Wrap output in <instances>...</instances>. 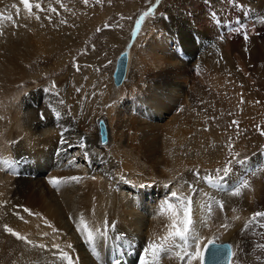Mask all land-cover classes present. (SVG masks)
Wrapping results in <instances>:
<instances>
[{
  "label": "rangeland",
  "instance_id": "1",
  "mask_svg": "<svg viewBox=\"0 0 264 264\" xmlns=\"http://www.w3.org/2000/svg\"><path fill=\"white\" fill-rule=\"evenodd\" d=\"M29 3L30 12L24 8L21 0H7L0 6L1 17L11 16L14 20L10 25L11 36H17V39L19 35L22 36L19 43L4 46V50L14 49L8 55L25 53V40L29 33L34 35L35 40L52 37L54 33L64 38L52 55L42 57L46 59L45 65L30 72L29 76H36L43 72L42 70L50 71L46 79L39 78L30 89L38 90L42 86L54 83L55 93L60 98L59 100L65 102L63 105H65L66 114L74 120L72 123L80 119V113L85 111V103H80V109L74 112L73 103L68 104L65 100V90H68L69 83H73L75 93L78 95L80 92L84 93V91H77L81 87L85 89L84 97L89 96V91H93L94 94L98 93V85L106 78L113 83L112 73L116 59L121 52H125L128 57L131 55L135 58L136 53L141 54L148 50V42L145 39L148 34L154 35L153 38L156 41L158 34L163 32L161 29L163 26H159L160 23L167 26L168 31L166 32L172 49L167 53L161 52V55L164 54L167 58H162L163 68L159 72L162 71L163 74L168 71L170 75L164 73L157 81L151 71H146L138 64V67H131L129 76L126 72L124 82L122 77L118 83L120 85L118 88H122L123 98L128 97L134 90L130 88L137 86L136 89L143 90L142 94L133 99L125 110L129 115V120L127 130L123 129L122 139L129 138L128 144L132 147L139 145L138 142L142 140L141 136L149 142L146 149L124 148L120 152L121 162H126L129 166L144 167L140 170L141 172H145V168L148 167L156 174H166L159 160H167L168 152L172 155L183 148L189 152L192 151L191 156H197L198 162L204 161L201 163L203 167L196 164L195 159L189 168L186 167L189 175L188 182L193 185L197 180L200 181L205 175L212 174L215 169L223 166H221V161L224 157L222 158L221 154L225 150L229 151V145H231L232 150L239 153L240 159L246 157L247 160L243 165L235 163L232 165L236 178L234 179L231 175L232 181L225 179L222 186L223 196L230 195L243 180L248 181L249 187L241 190L238 198L239 207L235 211L233 209L223 211L227 217H232L231 213L233 216H241L244 213L242 220L238 223L240 229L222 228L228 232L229 236H235L228 237L226 240L218 238V243L228 244L235 255L239 254L238 264H264V230L262 231L264 218H259L258 222L257 220L249 221L254 212L264 211V162L260 158L264 155V135L260 134L264 131V91L258 92L256 88L259 83L256 86L253 85L250 78V72L264 71V69L261 66L262 60L248 56L250 40L254 37L263 39L262 51L264 53V0H187V2L186 0H88L87 4L83 0H59V3L57 0H29ZM36 4H40L41 8H36ZM150 7L151 14L144 15ZM50 8H55L56 11H49ZM183 15L189 20H185ZM36 16L40 19H36ZM141 16H144V19L141 21L140 28L136 29L135 22ZM179 19L183 20L184 24L186 22L188 24L189 38L187 40H181L179 36L180 32L186 30L184 24L183 29L179 26ZM62 20L66 23H61ZM200 24H203L205 28L202 35L200 31L198 32ZM19 30H22L24 35L20 34ZM133 32L136 34L133 35ZM245 33L248 36L247 40L244 39ZM21 43H23V49H21ZM178 49H182L183 53L188 56L187 60L182 59V53ZM168 59L173 63L172 67H167ZM57 60L61 63L55 64ZM159 72L154 74L157 75ZM90 76H94V79H89ZM167 76H174L173 81L178 85V89L183 87L185 92H179V97L174 99L173 104L166 100L164 106L170 107L166 112L158 110V114H169L171 118L162 120L160 127L151 136H147L142 131L144 121L140 117V133L135 142L132 128L136 125V106L140 102L142 110L147 107V111L159 108L156 104H163L159 94L168 83V78H165ZM72 78L77 81H73ZM102 98L107 101V97L96 95L99 113L94 123L98 142L100 140L98 125L100 121L102 122L99 119H105L107 122L106 110L111 103V101L103 102ZM168 103L170 105H167ZM55 109L59 110L57 107ZM48 112V110L42 112L45 118ZM39 119L40 117L36 121ZM232 121H238V127L233 125ZM120 124L115 125L117 131L121 130ZM3 125L8 124L0 121V132ZM113 128V125H109L107 129L111 133L107 132L110 144ZM116 130L114 129V133ZM167 135H169L168 138ZM20 137L21 134L13 135L8 143H15ZM169 139H173L172 144L175 146L172 151ZM99 144L107 145H102L100 142ZM149 153H152L153 157H150ZM23 157L21 156L20 159L25 166L33 162L29 160L28 155H25V159ZM173 157L176 159V156ZM209 157L212 158L208 159ZM254 157L257 164L246 165L254 162ZM228 159L231 157L227 156ZM16 162L20 163L19 160ZM1 164L0 162V166ZM2 171L5 170L2 169ZM7 171L10 172L9 168ZM191 172L196 177L192 176ZM243 205L248 207L245 208ZM4 207L2 203L0 208ZM16 212L15 207L14 210L10 207L7 210L0 209L1 216L7 215L4 219L6 224L9 221L8 217L19 216ZM255 222L257 223L254 225ZM0 231H2L0 233V264H18L24 260L22 259L23 254L31 259L36 255L38 258L41 256L42 249L17 240L5 232L4 228ZM231 231L234 232L231 233ZM215 235L213 238L217 237ZM229 239H234V241ZM26 249L29 251H25ZM235 255L232 257L231 264L235 261Z\"/></svg>",
  "mask_w": 264,
  "mask_h": 264
},
{
  "label": "bare ground",
  "instance_id": "2",
  "mask_svg": "<svg viewBox=\"0 0 264 264\" xmlns=\"http://www.w3.org/2000/svg\"><path fill=\"white\" fill-rule=\"evenodd\" d=\"M6 1L0 0V6ZM183 18L189 20L185 15H183ZM12 22H14L13 18L11 20L7 18L0 19V121H5L8 124L3 125L0 132V162L2 163L0 166V207L2 203L5 205L4 208L0 209L7 210L10 207L14 210L15 207L19 216L16 215L17 217L15 218L13 216L8 217L9 221L6 224L4 219L7 215L3 217L0 214V230H3L4 225H8L35 243H43L47 246L42 249L39 258L36 255L31 259L28 255L23 254L22 259L24 260H21L18 264H66V262L57 259L58 251L52 247L53 243L59 244L60 249L69 252L70 256L74 258L75 264H104L106 256L104 244L106 240H99L93 244L86 243L84 236L76 230V224L81 217H83L89 228L102 225L105 219L109 222H114L115 228L108 230V240H114L115 235L122 233L125 237L122 242L128 245L130 243L131 246L137 249H144L148 242L158 241L160 237L167 233L165 225L170 223L168 214L157 215V213L165 199H168L173 204L177 203L171 197L172 191H176L191 199L193 228L202 237V243L212 239L215 232L219 233L215 236L223 240L235 236H229L228 232L220 228V225L227 224L228 229H234L235 227L240 229L238 223L242 220L244 213L241 216H233L231 213L232 217H227L223 213L224 210L230 211V209L239 207V195L230 194L225 197L223 196V187H212L202 179L200 181L197 180L193 185L189 183L186 167L189 168L194 159L195 163L200 167H203L201 163L204 162H198L196 160L197 156H191L190 152L192 151L189 152L182 148L179 152L172 155L171 152H168L167 160H159L160 166L166 174H156L148 167L145 168V172H141L140 170L144 167L129 166L126 162H121L120 152L124 148L139 149L141 147L146 149L149 144L148 140L144 139V136H141L142 140L138 142L139 145L134 147L129 146V138L126 140L122 139V135H124L123 129L127 130L129 120V115L125 110L133 99L138 98L142 94L143 90L136 89L137 86L130 88L136 90H132L128 97L123 98L121 95L122 88H118L120 85L114 82L111 83L106 78L98 85V93L94 94L93 91H89V96L84 99L86 98L83 96L85 89L83 87L79 88L84 93L80 92L78 95L75 93L73 83H69L68 90H65V100L68 104L73 103L74 112L78 110L80 103H85V111L82 114L80 113V119L77 122L75 121L76 123H72L74 120L69 114H66L65 105L59 104L58 106L57 102L60 98L55 93L56 86L53 87L54 83L42 86L38 90L30 89L33 84L38 82L39 78L42 80L46 79L50 71L42 70L43 72H40V69V71L38 70L40 73L38 72L39 74L36 76H29L30 72H34L37 67L45 65L46 59L42 57L44 55H52L55 48L57 49L58 44L64 38L58 33H54L52 37H42L37 39V41L34 35L29 33L27 40H25L26 52L8 55L14 49L4 50V46L14 45L16 42L19 43L22 37L19 35V39H17V36H11L10 25ZM178 22L183 29V20L179 19ZM159 26H163L161 28L163 32L158 34L156 41L151 33H147L148 36L145 35V37L147 36L145 39L148 42V50L141 54L139 52L136 53L135 58L127 55L123 71V82L126 72L129 76L131 67H138V64L143 66L146 71H151L157 81L164 73L170 75L168 71L163 74L162 71L159 72L163 68L162 58H167L166 55H161V52L167 53L172 49L166 32L168 31L167 26L163 23H160ZM184 27L186 30L180 32L181 34L179 33L181 40L189 38L187 22ZM18 32L24 35L22 30ZM198 32L201 35L205 32L203 24L198 26ZM250 41V54L248 56L262 60L261 66L264 69L263 39L254 37ZM229 42L232 43L233 40H229ZM21 49H23V43H21ZM178 50L182 53V59L187 60L188 56L183 53V50ZM58 62L59 64L61 63V61L57 60L55 64H58ZM33 65L35 66L33 67ZM166 65L167 67H172L173 63L168 59ZM156 68L158 70H154ZM157 71L159 73L155 75L154 73ZM250 75L253 85L256 86L259 83L256 90L258 92L260 90L264 91V71H252ZM165 78H168V83L165 84L164 89L159 94L163 104L155 103L159 108L156 107L154 111H147L148 107L142 110L140 109V102L136 106V125L132 128V136L135 142L140 133V117L144 121L142 131L147 136H151L160 127L162 120H170L171 118L169 114H158V110L166 112L170 108L164 106L166 100L173 104L175 103L174 99L179 97V92H185L183 87L178 89V85L173 81L175 80L174 76ZM89 79H94V76H90ZM72 80L77 81L75 78H72ZM73 94H76V96H73ZM97 94L107 97V101L102 98L103 102L111 101L109 108L106 110L108 127L109 125L114 126L112 138H110L112 140L111 144L108 141V133L110 132L107 130V122L105 119H99L102 120L106 136V141L102 145L107 144L106 146L99 144L101 141L99 140L98 142L96 124L94 123L96 115L99 113V108L96 105ZM49 105L52 108H59L61 112L59 118L53 114ZM167 105L170 104L168 103ZM44 110L49 111L46 118L43 119L44 121L41 119L36 121ZM118 123H121L119 127L121 130L119 131L115 128ZM114 129L116 130L115 133ZM2 133L4 134L2 135ZM16 134H21L18 141L8 143L13 135ZM62 136L68 143L62 144L60 142ZM41 137L43 138L41 139ZM168 137L169 135H167ZM81 138L84 139L86 144L85 149L79 147ZM169 143H171L172 151L173 147H175L172 144L173 139H169ZM85 152L88 153L87 157L84 155ZM228 152L225 150L221 154V157H224V160L221 161V166L227 160ZM25 155H28V158L30 157L29 160L33 161L30 165H26L27 167L20 159L21 156H24L23 159H25ZM148 155L153 157L152 153ZM173 156H176V159ZM263 156L260 158L264 162ZM210 158L212 157L208 159ZM16 160H19L20 163H17ZM78 160L83 162L80 163ZM254 160L252 163L248 161L249 163L246 165H256L255 157ZM7 168H9L10 172L7 171ZM2 169L5 171H2ZM231 175L234 179L236 178L235 172L232 171L225 179L232 181ZM73 176L81 179L79 182L68 179ZM121 176L124 177V180L120 179ZM192 176L196 177L195 174ZM53 177H58L62 180L55 188L49 183V180ZM141 184L149 186L141 188L139 187ZM215 201L223 203V211L219 209ZM243 206L245 208L248 207L247 205ZM24 208L30 209L33 213H39V216H29L23 211ZM21 216L23 220L20 219ZM233 217H239V219H233ZM46 222L58 231L53 232L52 228L46 226ZM263 230L264 227L262 228ZM44 232H47L48 235L42 236ZM231 241H234V239ZM69 243L73 246L71 249L67 248ZM189 243H191V236H189ZM182 244L183 242L176 238L175 244L161 252L156 264H187L186 259L182 260L175 257V253L181 251V248L177 247V245ZM223 245H226L225 248L229 247L228 244ZM94 248L96 257L93 254L91 256L90 253ZM191 250L189 248V251ZM25 251L29 250L26 249ZM238 257L240 256L236 253L233 264L239 262ZM228 262L229 260L225 259L221 264H227ZM194 264H197V262H194Z\"/></svg>",
  "mask_w": 264,
  "mask_h": 264
},
{
  "label": "snow or ice",
  "instance_id": "3",
  "mask_svg": "<svg viewBox=\"0 0 264 264\" xmlns=\"http://www.w3.org/2000/svg\"><path fill=\"white\" fill-rule=\"evenodd\" d=\"M85 4L88 3V0H83ZM21 3L24 5V8L31 11V6L29 3V0H21ZM57 3H59V0H57ZM62 6V5H61ZM36 8H41L40 4L35 5ZM49 11L55 12V8H50ZM151 7L148 9V11L144 15H150L151 14ZM36 19H40L39 16L35 17ZM0 19H3V17H0ZM7 19L11 20L12 17L9 16ZM50 19V18H49ZM144 19V16H141L140 19L136 20L135 27L136 29L140 28L141 21ZM61 23H66V21H61ZM99 31V29H97ZM136 33L133 32V35ZM244 39L247 40L248 36L245 33ZM55 87V85H53ZM80 89H77L79 91ZM58 103L60 105H63L65 102L63 100H59ZM51 108L53 114L59 118L61 116V112L55 108H52L51 105H49ZM40 119H45V116L43 113L40 114ZM233 125H237L238 127V121H232ZM239 134V132H237ZM261 135H264V131H261ZM62 144L68 143L67 140H65L62 136L61 141ZM79 147L81 149L86 148V144L84 143V139L81 138V142ZM84 155L87 157L88 153L85 152ZM229 157L231 159H228L224 162L222 167H219L215 169V172L212 174L205 175L202 179L205 183L209 184L212 187H222L223 183L225 181V178H227L230 173L233 171L232 165L240 164L243 165L246 163L247 158L244 159L239 158V153H236L232 150L231 145H229ZM71 181L79 182L81 179L80 177H69L68 178ZM95 179V177H93ZM121 180H124V177H120ZM62 182L61 178L53 177L49 180V183L55 188ZM127 182V181H125ZM149 185L141 184L139 187L144 188L148 187ZM189 187H191L189 185ZM249 187L248 181L243 180L241 183L231 192V195H240L241 190L244 188ZM172 199L176 200L177 203L173 204L168 199H165L158 210L157 215H164L165 213L168 214V219L170 221L169 224L165 225L167 228V233L163 237H160L158 241H150L147 243V246L143 249V254L140 256V262L141 264H156L158 258L160 257L161 252L165 251L166 248L169 246L175 244L176 238H178L180 241L183 242L182 245H177V247L181 248V251H177L175 253V257L177 259H186L187 264H194V262H197V264H208L206 250L209 249L211 246L215 249V255L219 257V259H215L211 262V264H221L222 260H229L231 264V258L235 255V253L232 251L231 246L225 248V246L221 243H218V237L208 239L206 242L202 243V237L200 234L193 228V219H192V206H191V199L189 197L183 196L182 194L172 191L171 192ZM215 203L218 205L219 209L221 211L224 210V205L221 201H215ZM23 211L27 213L29 216H39V213H33L30 209L24 208ZM211 211V209H209ZM235 211V209H233ZM258 218H264V211H256L252 214V216L249 218V221H255ZM21 220H23V217H20ZM41 219H43L41 217ZM233 219H239V217H233ZM46 226L52 228L53 232H57L58 230L55 229L51 224H47ZM206 226V225H205ZM228 227L227 224H221L220 228L226 229ZM4 231L15 237L17 240L23 241L24 243L32 246V247H38L40 249H45L47 246L43 243L36 244L34 241L30 240L27 236L22 235L21 233L15 231L12 227L8 225L3 226ZM115 228L114 222H109L107 219L104 220L102 225H97L94 228H89L88 224L84 221L83 217L80 218L79 222L76 224V230L78 233H81L84 236L85 242L88 244H93L96 241L99 240H107L109 239V229ZM48 233L44 232L42 233V236H47ZM189 236H191V243H189ZM125 239L124 235L117 234L114 237V240L117 242H122ZM123 246L122 244H118L117 247ZM129 246L131 244L129 243ZM52 247L58 251L57 259L63 262H66V264H75L74 258L70 256L69 252L64 251L60 249V245L57 243H53ZM73 246L72 244H67V248L71 249ZM189 248L192 250L189 251ZM113 264H119V261L116 260L113 262Z\"/></svg>",
  "mask_w": 264,
  "mask_h": 264
},
{
  "label": "water",
  "instance_id": "4",
  "mask_svg": "<svg viewBox=\"0 0 264 264\" xmlns=\"http://www.w3.org/2000/svg\"><path fill=\"white\" fill-rule=\"evenodd\" d=\"M125 62H126V54L125 52H121L115 62V68L113 70L112 73V78H113V82L118 84L121 80V78L123 77V71L125 68ZM99 134L101 137V142L104 143L106 141V136H105V129L102 125V122L100 121L99 123ZM212 250H214V248L210 247ZM224 261V260H222Z\"/></svg>",
  "mask_w": 264,
  "mask_h": 264
}]
</instances>
